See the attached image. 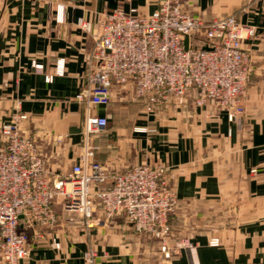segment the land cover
<instances>
[{"label":"crops","instance_id":"crops-1","mask_svg":"<svg viewBox=\"0 0 264 264\" xmlns=\"http://www.w3.org/2000/svg\"><path fill=\"white\" fill-rule=\"evenodd\" d=\"M155 2L0 0L1 120L8 119L20 100L29 116L24 132L38 139L55 172L64 173L77 159L88 116L75 97L94 41L78 23H95L116 9L148 15ZM182 2L188 13L206 22L235 15L257 30L243 42L254 73L243 98L242 128L225 112L206 119L205 109L194 107L148 116L140 103L131 101L129 89L116 87L108 107L91 108L109 119L107 131L93 139L100 147L96 159L118 172L142 163L166 166L180 201L170 219L173 237H188L196 246L193 257L182 250L172 264H264V0ZM244 7L249 8L245 13ZM34 63L43 65L42 72ZM48 75L53 82L46 81ZM57 211L60 223L53 234L21 264H91L85 257L90 250L97 252L92 264H164L158 242L136 232L123 215L87 229L60 206ZM95 218L105 219L100 210ZM213 238L221 244L210 245Z\"/></svg>","mask_w":264,"mask_h":264},{"label":"built area","instance_id":"built-area-1","mask_svg":"<svg viewBox=\"0 0 264 264\" xmlns=\"http://www.w3.org/2000/svg\"><path fill=\"white\" fill-rule=\"evenodd\" d=\"M155 4L148 15L116 9L95 23H78L94 41L86 56L84 84L75 97L88 116L78 157L64 173L51 168L38 139L24 132L29 116L22 102L16 101L8 119L1 120L5 100L0 98V264L29 260L34 247L59 225V206L87 229L125 216L136 232L158 242L164 264H172L182 250L193 257V241L173 237L170 219L180 201L166 166L142 163L118 172L99 162L100 147L93 139L107 131L109 119L91 108L108 107L117 87L129 89L131 101L140 103L148 116L194 107L205 109L206 119L225 112L242 128L243 98L254 73L243 42L257 30L235 15L206 22L188 13L182 0ZM34 68L42 72L43 65L34 63ZM53 79L46 76L48 83ZM98 210L104 220L95 218ZM52 241L59 249L56 236ZM220 244L219 238L210 240L212 246ZM95 256L96 251H88L86 261L92 264Z\"/></svg>","mask_w":264,"mask_h":264},{"label":"water","instance_id":"water-1","mask_svg":"<svg viewBox=\"0 0 264 264\" xmlns=\"http://www.w3.org/2000/svg\"><path fill=\"white\" fill-rule=\"evenodd\" d=\"M185 45L187 46L188 45V39H186L185 41ZM204 49H208L207 47H204Z\"/></svg>","mask_w":264,"mask_h":264},{"label":"rangeland","instance_id":"rangeland-1","mask_svg":"<svg viewBox=\"0 0 264 264\" xmlns=\"http://www.w3.org/2000/svg\"><path fill=\"white\" fill-rule=\"evenodd\" d=\"M157 250H158V249H157ZM153 257H154V255H153V256H151V259H150L151 261H154V258H153Z\"/></svg>","mask_w":264,"mask_h":264}]
</instances>
